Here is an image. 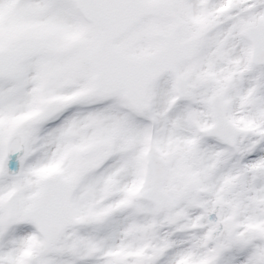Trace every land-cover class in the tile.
I'll return each mask as SVG.
<instances>
[{"label":"snow or ice","instance_id":"snow-or-ice-1","mask_svg":"<svg viewBox=\"0 0 264 264\" xmlns=\"http://www.w3.org/2000/svg\"><path fill=\"white\" fill-rule=\"evenodd\" d=\"M0 264H264V0H0Z\"/></svg>","mask_w":264,"mask_h":264}]
</instances>
